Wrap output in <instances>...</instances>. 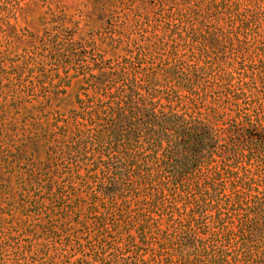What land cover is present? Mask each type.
Here are the masks:
<instances>
[{"label":"rangeland","instance_id":"1","mask_svg":"<svg viewBox=\"0 0 264 264\" xmlns=\"http://www.w3.org/2000/svg\"><path fill=\"white\" fill-rule=\"evenodd\" d=\"M0 264H264V0H0Z\"/></svg>","mask_w":264,"mask_h":264},{"label":"trees","instance_id":"2","mask_svg":"<svg viewBox=\"0 0 264 264\" xmlns=\"http://www.w3.org/2000/svg\"><path fill=\"white\" fill-rule=\"evenodd\" d=\"M138 108L139 109H131L130 111H126L125 108L121 106H117L114 110H112V114H110V117L113 118L114 124L110 128H105L97 131L93 135L90 136V143L93 145L97 150L100 149H107L108 152L106 154L107 160H110L113 151L110 150L118 143L119 136L125 137L127 134L125 133L123 129V125L126 123H130V130L135 129V124H132V121L134 117L131 114H134L138 111L137 114H139L141 111H143L145 107V101L144 99H138ZM181 117V116H180ZM167 119V118H165ZM192 128L190 126H184V127H175L172 133H168L167 131H164L165 140L168 143V145H171V147H178L182 144V139L188 135H192ZM89 138V137H87Z\"/></svg>","mask_w":264,"mask_h":264}]
</instances>
